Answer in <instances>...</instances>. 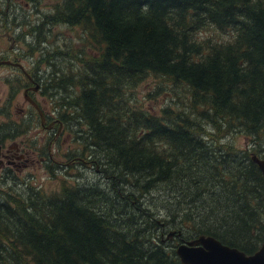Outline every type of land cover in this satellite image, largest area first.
<instances>
[{"label":"trees","instance_id":"obj_1","mask_svg":"<svg viewBox=\"0 0 264 264\" xmlns=\"http://www.w3.org/2000/svg\"><path fill=\"white\" fill-rule=\"evenodd\" d=\"M21 1L37 18L19 21L15 2L7 13L27 26L28 53L51 70L46 91L63 128L76 125L80 154L66 158L93 165L107 182L62 177L51 191L0 189V264H180L161 240L172 229L245 254L264 244V183L250 159L264 158V0ZM54 25L87 34L75 74L52 67ZM208 28L227 38L197 36ZM56 53L64 62V44ZM147 74L184 86V109L143 117L130 109L126 91ZM201 121L251 138L250 150L210 147ZM121 184L130 191L118 196ZM160 185L168 188L157 203L163 218L147 214L138 224L119 209V199L132 204Z\"/></svg>","mask_w":264,"mask_h":264},{"label":"rangeland","instance_id":"obj_2","mask_svg":"<svg viewBox=\"0 0 264 264\" xmlns=\"http://www.w3.org/2000/svg\"><path fill=\"white\" fill-rule=\"evenodd\" d=\"M2 1V0H0ZM12 0H9L11 2ZM48 0H40L39 6L43 8L45 2ZM51 4L53 0H50ZM23 6V1L16 0L15 1V10L16 15L18 16V20L22 19H30L31 21L37 16L35 15L34 10L32 9V5L29 3L26 7L21 8ZM3 8V6H2ZM9 9H12L10 6ZM50 8H44L43 12H50ZM27 28V26H23L22 24L17 26H9L3 28L5 31L6 37L0 38V50L10 49L14 51H21L28 53L29 47L28 43L30 41L29 36H24L22 31ZM21 31V33H20ZM86 33L81 30L78 26H67V25H54L51 35L47 40V54L53 55L52 67L54 68H64V74L76 73V55L82 51V49L88 45V43L83 39V36ZM87 35V34H86ZM198 37L208 36L213 39L225 40L227 35L224 32H218L211 28L205 29L201 33L197 34ZM14 39L15 42L11 43V40ZM13 44V46L11 45ZM64 44V62H61L58 59L57 50H63ZM28 55H30L28 53ZM37 52H35V56ZM55 56V57H54ZM27 61V60H26ZM28 62H33L32 58H28ZM71 68L72 71L66 72L67 69ZM47 70H49L47 68ZM62 70V69H61ZM0 96L1 88H0ZM188 93L186 88L181 84H174L167 78L147 74L140 78V81L136 82L135 85L129 88L125 94V103L130 109H134L135 111L140 110V117L145 115H154L159 116L161 110L165 107L171 108L174 111L179 112L181 109H184L187 103ZM19 101L22 100L21 91L17 95V102L15 103L17 107H20ZM47 103L48 110L57 114L54 110L55 108V100L53 96L51 99L49 98ZM5 106V105H4ZM2 106V107H4ZM52 107V108H51ZM51 108V109H50ZM18 110L15 109V112ZM201 131H203L204 135L201 138L203 140H208L210 147L213 148H233L235 150H246L249 151L252 146V139L245 138L242 134L237 132H217L210 125L204 124L203 121L200 122ZM37 125V124H36ZM35 126V125H34ZM76 125L67 124V127L64 128V135L61 138L62 146L59 147V153L64 151V158H66L67 154H71V157L79 156L80 147H82L74 137L72 129ZM140 130L142 128L140 127ZM24 131V129L22 130ZM34 131V128L32 132ZM32 136V134H31ZM21 138H26L25 135H21ZM18 141V140H17ZM79 153V154H78ZM66 154V155H65ZM46 155V154H45ZM70 158V157H69ZM69 158H66L69 159ZM65 160V159H64ZM14 169V168H13ZM13 174L11 177L5 179L7 181L6 184L0 183V189H6L8 186L12 188L13 192H19L23 189L24 185L27 183L37 184V186H41L45 191H51L58 186L59 179H64L73 181L76 180L81 184H99L100 188L106 189L103 183H106L107 180L100 171H95V167L91 164H84L81 160L75 159L69 164H64L63 167H53L50 169H45V167L41 166L40 168L36 166H29L25 169L20 168L18 171L13 170ZM3 178H0V181ZM167 189V190H166ZM157 190V191H156ZM148 194L138 195L132 199L133 203H128L124 205L122 200H118L120 204L119 209L125 211L127 214H130L136 217V221L139 223L147 220V214L153 215L155 218H163L164 211L161 210L160 207L157 206L158 200L162 199L167 193L168 188L165 185H160L158 188ZM119 193L117 195L121 196L123 194H128L130 191V187H126L124 185H120ZM111 198L113 195L111 194ZM118 197L116 196V201ZM148 211L147 213L143 212V209ZM135 223V221H132ZM116 224V223H115ZM133 225L132 227H135ZM137 226V227H141ZM170 228V227H169ZM168 228V229H169ZM188 232L184 229L181 231V238L189 239L187 236ZM147 237H151L147 234ZM179 242L176 238H171L167 240L166 247L171 246L172 248Z\"/></svg>","mask_w":264,"mask_h":264},{"label":"flooded vegetation","instance_id":"obj_3","mask_svg":"<svg viewBox=\"0 0 264 264\" xmlns=\"http://www.w3.org/2000/svg\"><path fill=\"white\" fill-rule=\"evenodd\" d=\"M14 2L0 1V6L7 5L6 13L0 12V38L6 37L3 28L15 25L7 13ZM14 42L12 39L11 43ZM28 58H32L33 62H28ZM37 58L35 52L28 55L7 48L0 50V178L3 179L11 177L13 170L20 168L33 165L45 169L64 168V164L75 160H66L64 151L59 153L64 128L58 115L49 111L47 106L50 95L46 91L45 76H49L51 70H47V64L38 62ZM20 91L23 101H19L20 107H17L15 103ZM29 99L37 105L38 110L28 102ZM15 109L18 111L15 112ZM21 135L26 138H21ZM177 238L178 243L186 240L179 236Z\"/></svg>","mask_w":264,"mask_h":264},{"label":"water","instance_id":"obj_4","mask_svg":"<svg viewBox=\"0 0 264 264\" xmlns=\"http://www.w3.org/2000/svg\"><path fill=\"white\" fill-rule=\"evenodd\" d=\"M28 102L38 110L37 105L31 99ZM250 159L257 166L264 183V158L251 154ZM174 233V229L169 230L161 240L171 238ZM179 235L180 231L178 230L175 236ZM173 251L180 264H264V244L260 245L253 253L245 254L208 235H198L183 240L175 245Z\"/></svg>","mask_w":264,"mask_h":264},{"label":"bare ground","instance_id":"obj_5","mask_svg":"<svg viewBox=\"0 0 264 264\" xmlns=\"http://www.w3.org/2000/svg\"><path fill=\"white\" fill-rule=\"evenodd\" d=\"M51 108H52V107H51ZM51 108H50V109H51ZM65 155H66V154H65ZM67 155H68V154H67ZM70 158H71V157H70Z\"/></svg>","mask_w":264,"mask_h":264}]
</instances>
